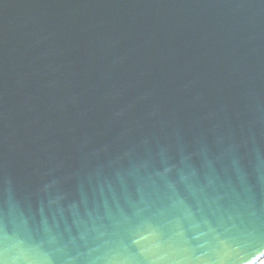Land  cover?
I'll list each match as a JSON object with an SVG mask.
<instances>
[{"label":"water","instance_id":"water-1","mask_svg":"<svg viewBox=\"0 0 264 264\" xmlns=\"http://www.w3.org/2000/svg\"><path fill=\"white\" fill-rule=\"evenodd\" d=\"M264 255V0H0V264Z\"/></svg>","mask_w":264,"mask_h":264},{"label":"bare ground","instance_id":"bare-ground-1","mask_svg":"<svg viewBox=\"0 0 264 264\" xmlns=\"http://www.w3.org/2000/svg\"><path fill=\"white\" fill-rule=\"evenodd\" d=\"M254 264H264V255L260 257Z\"/></svg>","mask_w":264,"mask_h":264}]
</instances>
